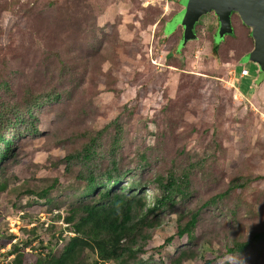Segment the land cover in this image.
<instances>
[{"label": "rangeland", "instance_id": "1", "mask_svg": "<svg viewBox=\"0 0 264 264\" xmlns=\"http://www.w3.org/2000/svg\"><path fill=\"white\" fill-rule=\"evenodd\" d=\"M182 2L0 0V103H23L29 93L43 101L39 133L19 138L0 168V183H7L0 191V238L14 235L0 248V264L13 258L6 254L13 244L31 239L33 227L37 238L25 251L36 254L49 240L61 243L57 253L73 236L65 218L85 187L88 166L68 157L96 138L105 156L92 170L106 171L115 157L120 172L130 170L124 185L144 183V211L160 192L157 177L190 180L192 197L159 211L153 249L139 255L142 264L177 257V236L161 245L177 231L180 215L186 221L222 193L200 211L195 240L184 246L200 259L180 264L207 258L208 264L238 258L264 264V237L253 240L264 232V82L257 87L252 42L235 16L234 26L244 32L214 43L217 20L206 14L197 38L175 54L181 30L165 40L162 34ZM242 66L250 77L238 76ZM118 135L119 150L109 156ZM237 241L249 243L227 254Z\"/></svg>", "mask_w": 264, "mask_h": 264}, {"label": "trees", "instance_id": "2", "mask_svg": "<svg viewBox=\"0 0 264 264\" xmlns=\"http://www.w3.org/2000/svg\"><path fill=\"white\" fill-rule=\"evenodd\" d=\"M247 34L249 35V33ZM248 38L251 40L250 36ZM213 49V56L217 58V47ZM23 101V103L11 101L0 103L1 169L13 156L16 149L15 143L19 138L39 133L38 114L40 111L37 109L43 103L42 97H34L32 93H29ZM119 147L120 135L113 140L106 153L112 156L118 152ZM104 154L105 152L101 150V142L96 138L85 144L80 151L68 157V159L73 158L88 166L86 175H81L86 180L85 187L76 195L75 205L71 207L68 217L65 218L67 228H70L68 231L73 236L69 237V240L60 247L57 253L55 249L61 243L52 244L49 240L46 244L41 243V253L36 254L32 251H25L37 238L35 227H33L31 239L24 241L25 244H21L22 247L15 243L7 251V256H13V258L6 264H103L105 262L142 264L139 255L146 254L153 249L151 233L159 225V211L172 209L178 199L191 198L190 180L187 176L182 178L176 176L169 179L157 177L160 192L155 196L153 206L144 211V207L147 206L144 183L132 181L124 185L123 180L130 170L120 172L115 157H111L110 167L106 171L94 173L92 168L97 166L96 162L103 158ZM6 188V182L0 183V191H4ZM47 192V189L42 190L39 196L45 198ZM223 197H225V193L216 194L208 199L200 208L190 211L186 221H183L184 218L180 215L177 231L161 245V247H166L175 236L178 238L176 244L172 246V248L174 246L178 248L177 257L171 258L169 264H180L187 259L194 261L200 259L199 253L185 250L184 246L187 243L192 244L195 240L194 228L200 211ZM0 237H2L1 233ZM13 237L14 235L8 234L5 238H0V248H5ZM263 237L264 232H261L256 234L253 240L260 241ZM248 243L234 242L232 247L225 249V252L229 255L243 252ZM204 247L205 245H203ZM85 250H87L86 253H84ZM205 263H210V260L207 258Z\"/></svg>", "mask_w": 264, "mask_h": 264}, {"label": "water", "instance_id": "3", "mask_svg": "<svg viewBox=\"0 0 264 264\" xmlns=\"http://www.w3.org/2000/svg\"><path fill=\"white\" fill-rule=\"evenodd\" d=\"M209 13H213L217 20L214 43H220L225 36L234 33L233 14L249 29L252 40L249 59L261 75L257 84L259 87L264 82V0H183L180 9L167 22L168 28H163L162 34L163 38H168L173 31L181 28V39L175 54H179L186 43L197 38L196 25L203 15Z\"/></svg>", "mask_w": 264, "mask_h": 264}, {"label": "built area", "instance_id": "4", "mask_svg": "<svg viewBox=\"0 0 264 264\" xmlns=\"http://www.w3.org/2000/svg\"><path fill=\"white\" fill-rule=\"evenodd\" d=\"M237 74L240 78L250 77V71L246 67H243V66L241 67L240 72L239 73L237 72Z\"/></svg>", "mask_w": 264, "mask_h": 264}, {"label": "flooded vegetation", "instance_id": "5", "mask_svg": "<svg viewBox=\"0 0 264 264\" xmlns=\"http://www.w3.org/2000/svg\"><path fill=\"white\" fill-rule=\"evenodd\" d=\"M209 14H212V15H213V13H209ZM213 16H214V15H213ZM235 16L237 17V15H235V14L232 15V25H233V28L235 27V26H234V23H233V18H234ZM214 17H215V16H214ZM215 19H216V17H215ZM238 19H239V18H238ZM239 20H240V19H239ZM240 22H241V21H240ZM240 24L242 25V23H240ZM242 26H243V25H242ZM243 27H244L245 29H247V30H248V33H249V29H248L247 27H245V26H243ZM178 29L181 30V28H178ZM234 35H235V30H234ZM180 39H181V38H180ZM213 48H214V47H213ZM213 50H214V49H213ZM213 52H214V51H213Z\"/></svg>", "mask_w": 264, "mask_h": 264}, {"label": "crops", "instance_id": "6", "mask_svg": "<svg viewBox=\"0 0 264 264\" xmlns=\"http://www.w3.org/2000/svg\"><path fill=\"white\" fill-rule=\"evenodd\" d=\"M179 9H180V8H179ZM241 26H242V25H241ZM237 29H238V30H239L241 33H243V32H244V31H243V27H240V26L238 27V26H237V28H236V27H234L235 34H236V31H237ZM243 39H245V38H243ZM245 40H246V39H245ZM245 42H246V41H245ZM251 49H252V48H251ZM246 50H247V49H246ZM246 50H245V51H246Z\"/></svg>", "mask_w": 264, "mask_h": 264}, {"label": "clouds", "instance_id": "7", "mask_svg": "<svg viewBox=\"0 0 264 264\" xmlns=\"http://www.w3.org/2000/svg\"><path fill=\"white\" fill-rule=\"evenodd\" d=\"M236 264H244L243 258H238Z\"/></svg>", "mask_w": 264, "mask_h": 264}]
</instances>
